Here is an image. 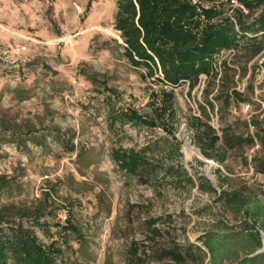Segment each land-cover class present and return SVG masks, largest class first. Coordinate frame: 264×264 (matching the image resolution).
Listing matches in <instances>:
<instances>
[{
  "label": "rangeland",
  "instance_id": "1",
  "mask_svg": "<svg viewBox=\"0 0 264 264\" xmlns=\"http://www.w3.org/2000/svg\"><path fill=\"white\" fill-rule=\"evenodd\" d=\"M262 13L264 2L252 3L244 22L253 31L218 56L217 65L231 68L222 78L219 71L194 88H173L124 56L115 0H0V211H41L44 225L35 232L47 245L58 242L57 264H176L170 251L180 252L183 264H211L201 238L247 225L222 191L247 197L251 209L255 201L263 206L256 225L264 240V148L255 138L264 130V34H253ZM170 90L175 141L160 127L114 120L128 109L154 118ZM192 116L216 130L219 145L238 136L254 144L224 149L222 164L206 159L188 127ZM161 137L178 143L182 155L161 143L157 167L181 165L195 186L172 183L163 172L142 184L111 159L113 149ZM200 180L216 192L199 189ZM68 219L77 234L62 229ZM243 255L217 264H240Z\"/></svg>",
  "mask_w": 264,
  "mask_h": 264
},
{
  "label": "trees",
  "instance_id": "2",
  "mask_svg": "<svg viewBox=\"0 0 264 264\" xmlns=\"http://www.w3.org/2000/svg\"><path fill=\"white\" fill-rule=\"evenodd\" d=\"M241 1L247 10L252 3L264 2ZM115 3L114 29L123 42L121 47L124 56L133 66L145 68L150 77L156 76V81L173 88L181 83H188L190 88H194L201 76L213 78L219 71L222 78V72L231 68L225 61H220L217 65L218 56L222 51L237 48L241 39L249 35V31H253L246 26L245 15L237 13L233 21L224 14L226 0H115ZM259 22L253 34H264V13L259 17ZM231 96L241 95L233 90ZM173 100V90L163 91L154 118L141 115L135 109H128L115 115L114 120H119L121 126L130 124L147 128L160 127L175 141L174 128H171L172 121L175 120ZM255 124L253 121V126ZM188 127L193 131L194 143L201 154L206 159L221 164L225 161L224 149L254 144L252 136H238L229 146L225 142L219 145L221 138L216 130L198 116L188 119ZM255 138L264 148V130L256 132ZM169 142L168 138L161 137L139 149H113L111 159L120 171L138 177L142 184H149L163 172L172 183L195 186V181L181 165L163 164L157 167L160 162L154 160V150L161 143ZM165 147L170 155H182L176 142ZM261 161L258 172L264 176V161ZM204 185L208 190L216 192L205 180H200L197 187L204 190ZM4 188L6 183L0 178V192ZM221 197H226L229 208L242 212L247 225L240 231L224 236L208 232L201 238L210 263L238 259L240 253H243L240 264H264V252L255 253L263 247L260 230L256 225L263 214V206L255 201V208L251 209L249 199L238 192L222 191ZM43 217L41 211L28 207L0 211V264H8L9 261L13 264H57L62 254L58 242L52 241L47 245L35 232V227L44 225L40 222ZM24 221L28 225H24ZM66 223L62 226L64 231L70 230L75 234L79 232L69 219ZM198 250L201 252L200 248ZM167 253L176 264L184 263V256L180 252Z\"/></svg>",
  "mask_w": 264,
  "mask_h": 264
},
{
  "label": "built area",
  "instance_id": "3",
  "mask_svg": "<svg viewBox=\"0 0 264 264\" xmlns=\"http://www.w3.org/2000/svg\"><path fill=\"white\" fill-rule=\"evenodd\" d=\"M237 13H240L243 15L247 14V9L244 7L242 1L241 0H226L224 14L230 17L233 21H235L234 16H236Z\"/></svg>",
  "mask_w": 264,
  "mask_h": 264
},
{
  "label": "water",
  "instance_id": "4",
  "mask_svg": "<svg viewBox=\"0 0 264 264\" xmlns=\"http://www.w3.org/2000/svg\"><path fill=\"white\" fill-rule=\"evenodd\" d=\"M262 250L264 251V240H263V248H262Z\"/></svg>",
  "mask_w": 264,
  "mask_h": 264
}]
</instances>
